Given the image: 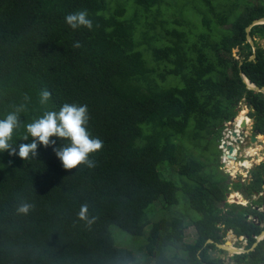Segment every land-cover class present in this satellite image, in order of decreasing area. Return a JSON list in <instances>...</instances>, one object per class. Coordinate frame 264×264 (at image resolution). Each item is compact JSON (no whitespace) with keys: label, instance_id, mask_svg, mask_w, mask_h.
<instances>
[{"label":"trees","instance_id":"1","mask_svg":"<svg viewBox=\"0 0 264 264\" xmlns=\"http://www.w3.org/2000/svg\"><path fill=\"white\" fill-rule=\"evenodd\" d=\"M82 10L91 30L65 22ZM262 16L264 0H0V119L31 97L12 146L31 142L24 124L64 103L86 104L88 131L103 141L91 168L66 170L43 145L27 159L0 153V264H131L113 226L143 235L148 225L153 264H264V238L231 262L210 253L226 251L217 243L230 230L253 247L264 229V160L228 182L218 147L243 101L264 134V93L241 75L264 86V23L251 28L256 49L246 30ZM44 89L52 95L41 105ZM175 172L189 181L180 186ZM231 186L249 203L229 202ZM154 202L171 211L150 220Z\"/></svg>","mask_w":264,"mask_h":264},{"label":"clouds","instance_id":"2","mask_svg":"<svg viewBox=\"0 0 264 264\" xmlns=\"http://www.w3.org/2000/svg\"><path fill=\"white\" fill-rule=\"evenodd\" d=\"M65 22L73 30L80 28L91 30L93 28V21L88 17L86 10L67 14ZM74 47H80L79 42H76ZM51 95L47 89L42 90L39 103L46 105ZM23 100L24 103L15 106L12 111L0 119V153L7 151L9 155H18L21 159H27L30 154L33 156L37 154L38 145H43L45 148H52V151L61 161L62 167L66 170L75 168L80 164H85L90 168L95 166L94 161L90 160L89 156L102 149L103 141L91 136L88 131L87 125L90 116L86 104L64 103L58 110H45L42 115L24 124L25 132L22 138L24 140L31 138V142L20 144L17 152L10 141L13 139L14 131L21 125L20 113L27 110L31 97L25 93ZM256 135L258 136V134ZM52 137L65 141V143L56 146V140ZM32 207L33 205L28 202H21L17 207V212L28 214ZM78 217L86 221L88 226L95 221V217L89 218L88 216L87 204L81 205Z\"/></svg>","mask_w":264,"mask_h":264},{"label":"rangeland","instance_id":"3","mask_svg":"<svg viewBox=\"0 0 264 264\" xmlns=\"http://www.w3.org/2000/svg\"><path fill=\"white\" fill-rule=\"evenodd\" d=\"M261 44L264 45V40H260ZM249 106L243 101L241 103L240 112L237 115L238 120L234 122H227L225 124V127L222 132V138L220 139V142L218 144V147L221 148L222 155L220 156L219 164H223L219 166V169H223V172L225 174H228L227 181L231 182L233 180H239L245 181L249 179L250 177V170L258 163L264 160V135L258 134L259 139L256 141H253L251 139L252 135L255 134V128L254 123L255 119L252 118L249 115ZM242 115V117L239 119V116ZM246 121V126H242V123ZM191 129V128H189ZM237 129V131L244 132L245 135L241 137L239 142H234L232 139L234 138L233 131ZM243 138V139H242ZM233 141V142H231ZM215 140L212 143V150L210 151V154L213 153V146H215ZM224 142H230L234 144V150H236V154H238V158L245 157V159H249L250 166L246 164L247 167H243V163H245V159H241V164L237 165L236 168L233 166L229 167V169H224V166L227 165L228 159L226 158L227 155L224 154L226 152L225 146H223ZM228 157V156H227ZM233 162H237L234 159L231 160ZM212 170L215 169V163L217 161H212ZM231 163V162H229ZM162 169L165 167L169 169V163L164 162L160 166ZM171 178L176 179L180 186H183L185 182L183 180L189 181L186 177L182 176L180 173L175 172L171 176ZM183 190L179 191V196L182 197ZM237 195V196H236ZM258 194L254 195L253 198H256ZM251 199H247L246 196L241 191H231L228 194V201L229 202H237L241 204H247L249 203ZM173 207V206H172ZM183 210L190 211L192 214H194L196 217H198L199 213L196 212L194 209H192L188 203H184L183 205H180ZM175 208V207H174ZM171 211V208L162 205L161 202H154L151 204L148 209L147 213L149 216V219L152 221L158 220L166 215ZM114 229V236L115 240L117 242V245L124 246L127 248H130L134 251L136 260L135 262H132L131 264H146L147 261H149V254L146 249V243H147V236L150 230V226L148 225L146 227L145 233L143 235H132L125 230L121 229L120 227L113 226ZM196 236V231L194 226H189L186 233V240L192 241ZM230 240L233 246H245L247 244V240L244 236H237L233 231H229V233L226 235V241ZM225 241V242H226ZM233 241V242H232ZM148 255V256H147ZM217 255L221 256L225 260H229L230 253L226 250L225 252H217ZM147 264H153V259L150 258V261Z\"/></svg>","mask_w":264,"mask_h":264},{"label":"water","instance_id":"4","mask_svg":"<svg viewBox=\"0 0 264 264\" xmlns=\"http://www.w3.org/2000/svg\"><path fill=\"white\" fill-rule=\"evenodd\" d=\"M258 23H264V16L254 19V20L252 21V23L249 24V25L247 26V28H246V30H247V38H248V40L251 42V44L254 46V49H256V44H255V38H254V37L252 36V34H251V28H252V26H254L255 24H258ZM255 56H256V53H254L250 58H251V59H252V58H255ZM241 75H242L243 79L247 82V86H248V88H250V89H254V90H256V91H261V92L264 93V86H260V85H258V84H256V83L250 81V80L247 78V76L245 75L244 72H241ZM236 119H237V116H234V117L232 118L231 122H234ZM246 124H247V122L244 121V122L242 123V126L244 127V126H246ZM257 132H258L257 134L260 133L259 130H258ZM233 135L236 137V142H239L240 139H241V137L244 136L245 133H244V132H240V133H238V132H237V129H235V130L233 131ZM251 139H252L253 141H256V140H258V136H257L256 134H254V135H252ZM234 142H235V141H234ZM223 146H225V147L229 150V152H233V150H234V144H232V143H230V142H224V143H223ZM224 154L227 155L228 157H233V155H232L231 153L224 152ZM235 158H236V157H235ZM241 159H245V157H242ZM224 169H225V170H226V169H229V166L225 165V166H224ZM231 191H234V192H235V188H234L233 186H231ZM263 238H264V229H263L262 232L257 236V240H256V242L254 243L252 249H253L255 246H257V245L259 244V242H260ZM209 241H213V239H209ZM230 243H231L230 240H227V241L224 242V243H217V246L220 247V248H222V249H224V250H227V251L230 253L231 256H232L233 254H235V253L249 252V251H250V249H247V248H245V247L233 246V245H231L232 243H231V244H230ZM210 253H211V258H214V257L217 255V251H216V250H211ZM219 261L222 262V261H225V259L221 257V258L219 259Z\"/></svg>","mask_w":264,"mask_h":264},{"label":"bare ground","instance_id":"5","mask_svg":"<svg viewBox=\"0 0 264 264\" xmlns=\"http://www.w3.org/2000/svg\"><path fill=\"white\" fill-rule=\"evenodd\" d=\"M241 117H242V115L239 116V119H240ZM237 120H238V117H237ZM237 120H236V121H237ZM237 132H238V131H237ZM238 133H239V132H238ZM242 139H243V138H242ZM233 141H236V137H235V136H234ZM233 141H231V142H233ZM232 144H233V143H232ZM225 148H226V147H225ZM226 152H227V153H231V154L233 155V157H227V156H226V158H229V159H228V162H227V166H229V167L233 166L234 168H236L237 165H240V164H241V162H242L241 160H239L238 162H233V161H231V160H233V159L235 160V157L237 156V154H236V150H233V152H229V150H227V148H226ZM229 162H231V163H229ZM243 164H245V165L247 164L248 166L251 165L249 159H247V158L245 159V163H243ZM243 164H242V165H243ZM246 167H247V166H246ZM236 196H237V195H236ZM232 242H233V241H232ZM230 244H231V243H230ZM231 245H232V244H231Z\"/></svg>","mask_w":264,"mask_h":264},{"label":"flooded vegetation","instance_id":"6","mask_svg":"<svg viewBox=\"0 0 264 264\" xmlns=\"http://www.w3.org/2000/svg\"><path fill=\"white\" fill-rule=\"evenodd\" d=\"M257 131H258V130H255V134L258 133ZM259 131H260V130H259ZM253 135H254V134H253ZM237 155H238V154H237ZM241 158H242L241 156H240L239 158H238V156H236L235 161H237V160L239 161V160H241ZM238 161H237V162H238ZM243 167H246V165L243 164ZM252 216H253V215H250V217H252ZM246 240H247V239H246ZM247 245H248V241H247V244H246L245 246H241V247H245V248H247V249H250V251H251L252 247H247ZM250 251H249V252H250ZM241 253H247V252H241ZM235 254H236V253H235ZM233 255H234V254H233ZM233 255H232V256H233ZM232 256L230 255L229 260H225V261H227V262H231V261H232V258H233Z\"/></svg>","mask_w":264,"mask_h":264}]
</instances>
